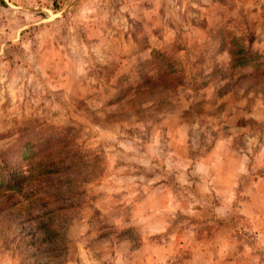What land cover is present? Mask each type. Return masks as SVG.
<instances>
[{
	"label": "rangeland",
	"instance_id": "374dc122",
	"mask_svg": "<svg viewBox=\"0 0 264 264\" xmlns=\"http://www.w3.org/2000/svg\"><path fill=\"white\" fill-rule=\"evenodd\" d=\"M4 2L0 152L57 128L59 149L37 161L56 156L67 168L22 203L37 217L27 232L42 239L37 224L49 218L41 195L54 206L64 193V210L44 234L53 244L29 248L15 216L0 215V264H170L173 238L187 241L173 250L178 264L183 255L185 264H201L198 255H213L216 243L228 249V239L242 264L257 262L250 252L264 246V66L232 70L216 44L197 60L213 30L248 34L264 52V0ZM156 43L176 50L185 82L143 107L111 103L113 82ZM240 71L258 79L237 84ZM24 150L20 165L36 151ZM36 163L29 175L38 174ZM237 166L232 214H214Z\"/></svg>",
	"mask_w": 264,
	"mask_h": 264
},
{
	"label": "trees",
	"instance_id": "16d2710c",
	"mask_svg": "<svg viewBox=\"0 0 264 264\" xmlns=\"http://www.w3.org/2000/svg\"><path fill=\"white\" fill-rule=\"evenodd\" d=\"M0 5H5L4 0H0ZM227 28H234L232 21L222 22ZM220 23V24H222ZM212 29V28H211ZM211 29L207 30L210 31ZM224 34L215 32V30L209 32L207 36L205 49L199 53L197 63H203L206 58L208 50L216 44L217 53H225L230 59V65L232 70H242L245 66L250 65L253 69L256 67L264 66V52L256 53L253 48V41L248 34H234L233 31L227 29ZM185 33V31H184ZM181 65L179 59L176 57V50H168L162 48L161 45H156L151 49L148 58L143 61H139L135 66L123 71L113 82L110 102L115 101L124 102L130 108L143 107L148 103H155L156 96L160 95L159 91H165L170 88H175L185 81L181 74ZM203 73L198 74L195 79L200 80ZM237 84H241L245 77L253 76L258 79L254 72L245 74L242 71L238 73ZM261 77V76H260ZM264 78V76H262ZM161 84H167L166 89L163 87L160 89ZM61 129L48 127L46 134H42L39 137L34 138L32 141L25 139L20 144H12L4 151L0 152V198L3 199L0 208V215H7L11 217L15 216L14 222L18 224L20 233L25 236L27 240V246L34 248V250L40 252V246L46 242L53 244L52 235L45 236V233H51L52 215H58L61 210H64L58 205L61 203V196L64 193L55 194L53 199V205L51 206L49 195H41V199L44 202V213L42 217H48L47 222H40L37 224V229L42 232L44 237L41 239H35V235L27 232L25 225H29L32 220L37 217H33V210L24 209L22 203L27 200L28 194L31 191L39 188L43 182L51 178L54 174L60 175L67 167L63 162L66 159L55 161V157L50 158L44 165L42 162L37 161L41 158V152L46 151L48 156H52L54 152H50V149H59V145L56 144L55 139L59 135ZM25 149V152L34 151L28 157V162L25 165H20L18 150ZM56 155V154H55ZM39 157V158H38ZM38 158V159H37ZM37 163H36V161ZM70 160V158H69ZM35 165L37 175H29L30 170L28 166ZM28 165V166H27ZM27 166V167H25ZM64 168V169H63ZM41 201V200H39ZM37 205V211L42 210L41 203L35 201ZM49 203V204H48ZM7 211V212H5ZM11 220V219H10Z\"/></svg>",
	"mask_w": 264,
	"mask_h": 264
},
{
	"label": "crops",
	"instance_id": "0c3cea01",
	"mask_svg": "<svg viewBox=\"0 0 264 264\" xmlns=\"http://www.w3.org/2000/svg\"><path fill=\"white\" fill-rule=\"evenodd\" d=\"M156 45H161V44L160 43H156L153 47H151V49L154 48ZM161 46H162V48H166V49L169 50V48L167 46L166 47L163 46V45H161ZM151 49L149 50V53H150ZM149 53L144 58H142L141 60H145L146 58H148ZM263 147L264 146H262V148ZM226 161H227V159L223 157V159H222L223 163L222 164L226 163ZM237 171H238V166L235 168L234 172L231 175L230 184L227 185L228 187L226 189H224V190H226L228 192L227 194H225V195H229L228 199L226 198L228 201H226V199H225L224 203L217 202L216 205L214 206V211H213V213L215 212L214 214H219V213H221V214L225 213V214H230V215L232 214L233 210H231L232 209V204L231 203H232V200L234 199L233 195H232V191H233V187L236 186L235 177H237V175H238ZM257 196L258 195L250 194L249 195L250 199L249 198L248 199L250 201H254L255 202V201H257V198H256ZM262 197L264 198V195H262ZM239 213L241 214V212H239ZM261 215H262V218L264 219V213H261ZM245 217L249 218V216H247V214L245 215ZM252 218H255V217L253 216ZM214 219H219V218L216 215H214ZM186 242H187L186 239H183V238H181V239H176V238L174 239L173 238V239L169 240V250H170L169 251V262H170V264H174V263L178 264L177 263L178 260L176 259L175 255H173V250L180 243L182 245H184ZM198 242H199L200 245L202 244V242L200 240ZM227 242H228L227 247H228L229 251L225 247L222 248V246H218V244L216 243V244H214L212 246V247H214L213 248V251H214L213 255H211V256L210 255H198L197 256L198 257L197 262L199 261L201 264H242L241 255L236 254L235 251H232L234 246H236V244L233 243L231 241V239H228ZM205 247H206V245L204 244L203 248H205ZM251 249H252V251L250 252V254L252 256H254L255 259H257L256 260L257 262L254 263V260H253V263L251 262L250 264H264V252L262 251V250H264V246H257V247L254 246V248H251ZM258 249L261 250L262 252L257 253L256 251ZM183 256L181 257V263L185 264L183 259L186 256H184V257ZM188 261L190 262V260H188Z\"/></svg>",
	"mask_w": 264,
	"mask_h": 264
}]
</instances>
